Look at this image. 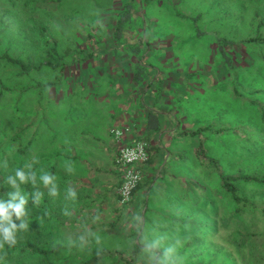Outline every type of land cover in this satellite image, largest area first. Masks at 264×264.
<instances>
[{
  "label": "rangeland",
  "instance_id": "1",
  "mask_svg": "<svg viewBox=\"0 0 264 264\" xmlns=\"http://www.w3.org/2000/svg\"><path fill=\"white\" fill-rule=\"evenodd\" d=\"M148 1L0 0V53L6 51L34 63L49 60L56 65L70 61L69 56L81 59L82 62L72 60L73 63L65 67L57 89L49 88L46 98L84 107L93 116L99 110L113 109L115 97H138L143 109H154L176 117L165 126L171 130L167 151L172 146L180 149L181 145L174 141L179 134H185L183 141L186 145L190 132L208 128L202 134L204 147L218 159L224 172L243 169L249 174L264 173V151L258 147L245 153L243 148L258 143L256 138L259 143L261 141L254 131L260 129L256 109L258 104H264V47L239 45L244 40L264 35V0ZM125 5L131 8L130 22L125 25L121 40L116 41L113 36L115 24ZM41 25L47 31V45L39 36ZM224 41L227 42L225 45ZM52 42L57 44L56 54L51 51ZM89 55L91 57L84 59ZM59 68L43 70L34 78L51 82L59 75ZM31 85L35 86L36 81ZM93 117L83 121L82 129L98 134L92 127L98 119ZM174 130L178 135L173 133ZM191 141H196L194 146L198 144L197 140ZM86 143L96 148L89 139ZM108 150L100 147V154L94 158L92 152L85 149L84 156L94 159L97 165L93 164L92 169L88 166L82 173L77 186L82 187L81 194L94 188L87 177L92 171L100 180L102 176L106 177L110 162ZM165 163L169 173L190 175L201 187L200 192L218 200V206L223 207L219 219L228 215L227 209L231 212L232 206L228 208L225 202H221L216 179L204 180L200 177L199 167L192 164L180 169V163L174 158ZM244 189L247 202L253 203L251 198L256 202L259 200L258 190ZM262 192L264 196V188ZM190 200H193L192 195ZM135 202L123 205L120 224L115 236L111 235L115 240L123 239L130 228L133 230L131 218L141 209ZM258 203L264 206V201L259 200ZM158 204L161 206L156 208ZM168 204V200H158L153 208L160 211ZM208 204L202 207L201 204H193L191 210L187 204L182 207L176 204L172 209L175 212L170 215L179 217L187 213L196 219V211L211 208ZM90 208L93 212L98 205L90 204ZM163 214L149 218L158 223ZM104 217L102 222H112L106 211ZM238 227V233L244 238L245 260L251 264H264L261 218L254 221L251 216L247 217ZM149 230L155 231L152 226ZM231 230L220 229L218 239H224L227 234L230 236ZM188 231L191 234L192 223H189ZM166 235L165 246L179 241L177 253L184 252L185 256V251L192 245L188 237L181 230L173 233L172 237ZM205 236L200 253L211 260L215 253L220 252L221 247L217 246L221 244L211 232H205ZM237 240L240 241L239 238Z\"/></svg>",
  "mask_w": 264,
  "mask_h": 264
},
{
  "label": "trees",
  "instance_id": "2",
  "mask_svg": "<svg viewBox=\"0 0 264 264\" xmlns=\"http://www.w3.org/2000/svg\"><path fill=\"white\" fill-rule=\"evenodd\" d=\"M130 12V5H125L123 12L118 14L113 33L116 41H120L123 37L125 25L130 22L128 17ZM39 36L47 45V31L42 25L39 27ZM225 42H223L224 45ZM245 44L264 47V35H257L239 43L242 46ZM226 46L231 47L229 44ZM56 47L57 44L52 42L51 51L53 54L57 53ZM69 57L70 61L67 63L63 62L61 65H56L50 63L49 60L34 63L19 56L10 55L6 51L0 53V163L5 159L8 161L7 169L0 167V199L7 200L8 193L12 191L5 184L6 177L14 174L17 168H24L34 157L38 161L33 165L38 182L41 171L50 172L57 176V184L60 190L59 197H51L42 185L37 189H33L31 184L21 186L22 191L30 196L28 203L31 213L30 227L27 232L18 235L14 247L9 248L5 245L6 255L0 252V256H4L3 259H0V264H142L140 245L133 243L138 239L134 227H132L133 230L130 228L129 232H126L123 239L115 240L112 237L115 236L116 228L120 224L119 217L122 212H119L117 218L110 224L102 222L100 218H104L105 215L103 208L100 206L93 213L90 204L94 203H91L87 191L84 190V194H81L82 187H77L82 173L94 162V159H87L84 156L85 149L88 148L94 158L100 154L99 149H94L86 143L88 133L82 129V123L87 118L86 108L73 106L70 102L46 98L49 88L58 87L60 75L65 67L70 66L73 63L72 60L82 62L81 59ZM89 57L91 56H86L84 59ZM47 58L49 59V55ZM57 68H59V75L53 77L51 82H44V78L42 81L39 78H34L43 70H56ZM34 81H36V85L32 86L31 83ZM256 110L260 129L255 130L254 134L259 136L261 141L259 143V139L256 138L258 143L255 142L252 147H243L246 149L245 153L258 147L264 151V104H258ZM148 118L147 130L157 131L159 123L156 114H151ZM241 130L243 131L244 128ZM206 131L208 128H197L190 132V138L188 142L186 141V145L183 141L185 134H179L176 142L179 143L178 145L185 146L176 152L169 149L167 152L168 160L170 158L177 160L180 163V169L182 167L188 168L189 164L199 167L200 177L205 178L204 180L211 181V177L216 179L221 191V202H225L228 208L230 205L232 206L231 212L227 209V216H223L222 219L218 218L221 209L223 210L222 205L218 206L217 199L208 198L205 193L200 192L201 187L190 175L178 173L171 175L170 173L171 180L174 182L169 186L166 182L167 188L163 190L161 181L169 177V171L166 170L167 168L163 163L157 178L148 177L145 183L141 182L134 190L130 202H135L134 196L141 191H146L151 199L158 189L166 192L164 193L165 197L158 199V197L153 196L152 203L150 201L149 204L148 202L143 203L138 213L143 216L148 228L152 226L155 231L162 235L169 234L171 236L181 230L188 237L192 243L191 248L185 251V256H183L184 252H178L183 257V264H218V260H222L220 264H251L245 260L244 238L243 236L241 238L240 233H238V226L239 223L242 224L247 217L249 219L251 216L254 221L260 217L262 228H264V206H259L258 203L259 200L264 201L262 194L264 173L249 174L243 169H238L235 172H224L217 161L218 159L213 158L204 147L205 138L202 134ZM191 140H197L198 144L194 146L196 141ZM189 143H191L190 148ZM147 151L149 156V150L147 149ZM155 160L156 156L151 154L146 164L152 165ZM65 162L72 163L74 173L70 174L65 170ZM68 187H73L77 191L75 201L64 199ZM247 187L258 190L259 200L256 202L254 198H251L254 204L250 201L247 202L244 197V188ZM34 191L43 192L41 203L38 206L34 205L31 199V194ZM191 195L192 201L190 200ZM158 200H168L169 204L165 208L161 207L160 211H156L153 206ZM191 202L192 204H190ZM202 202L206 206L207 202L210 203L208 205L211 208L196 211V219L188 216L187 213L179 217L175 214V216L170 215V213L175 212L174 210L172 212V209H175L176 204H181L180 207L187 204L191 210L193 204H201L202 207ZM161 204L156 205V208H159ZM65 207L68 208L67 210L71 215L63 214ZM45 212L49 215H45ZM158 213H164L163 219L158 223L152 222ZM97 216L99 220L94 219ZM151 216L154 218H149ZM189 223H192L191 234L188 231ZM233 224L234 226H232ZM85 228L101 237L99 245L92 239L89 245L83 249L64 245L54 247L57 240L65 241L69 236L75 238ZM196 229L198 230L197 233L194 232V230L197 231ZM220 229L233 230H231L230 236L227 234L224 239L220 240L218 239ZM205 232H211L221 244V246H217L221 247L220 252L215 253L211 260L205 259L200 253L201 245L204 244L202 241L206 237Z\"/></svg>",
  "mask_w": 264,
  "mask_h": 264
},
{
  "label": "crops",
  "instance_id": "3",
  "mask_svg": "<svg viewBox=\"0 0 264 264\" xmlns=\"http://www.w3.org/2000/svg\"><path fill=\"white\" fill-rule=\"evenodd\" d=\"M116 98L117 97L113 99V104L115 105L113 109L107 108L105 110H99L95 112V115H93L94 117L88 114L91 111L86 112V121L89 119V117H93L94 120L98 119V121H95V124H93L92 127L94 131L101 133L97 134L96 132H87V139H89V141L91 142H94L96 148L99 150L100 147L102 149L109 148L110 150H108V154H110V162L105 172L106 177L104 178L102 176L101 181L99 176H94L96 173L94 171L91 172L92 174L87 176L88 180L91 181V184L94 185V188L88 189V195L90 196L91 203L97 204L98 207L101 206L103 210L107 212L112 222L117 218L118 213L123 211V205L119 203L117 194V189L121 182V174L115 165V157L117 154L119 143H117L112 137L111 130L128 127L130 131L126 135L124 142L129 143L137 140H142L147 144L149 157L151 154L156 156L154 164H146L141 168L143 171L142 182L145 183V180H147L148 177H152V179H154L155 177L157 178L158 172L161 171V167L163 166L165 161H168V149L166 148L170 143L171 130L166 129L165 126L167 122L170 123L176 119V117L170 114H164L160 111H155L154 109H143V107L139 105L138 97L136 98L131 96L129 98ZM151 114H156L157 116V120L159 123V129L157 131L147 130V124L149 123L148 116ZM173 133H176V130H174ZM176 134H174V138H176V136L178 135ZM176 143L179 144L178 142ZM174 147L175 146H172L170 148V150L173 152L183 149L182 145L180 146V149ZM161 162H163L162 165H160ZM93 164H95L94 166L97 165L95 160ZM164 166H166V163ZM171 175H173V173H171ZM171 179L172 177H170L169 173V177L161 181L163 190L167 188V185L169 186L174 182ZM156 192L157 193L155 195H152L151 199V197L149 198V194L146 193V191H141V193H138L134 196V200L137 201L135 203L138 204L137 206H142L145 202H148L149 204L150 201L152 203L154 199L153 196L158 197V199H160V197H165L164 193L166 192L162 191L161 189L156 190ZM102 219L100 218V220Z\"/></svg>",
  "mask_w": 264,
  "mask_h": 264
},
{
  "label": "clouds",
  "instance_id": "4",
  "mask_svg": "<svg viewBox=\"0 0 264 264\" xmlns=\"http://www.w3.org/2000/svg\"><path fill=\"white\" fill-rule=\"evenodd\" d=\"M38 163L34 157L32 161L24 166V168H17L14 174H10L5 179V184L12 189L8 193V199H0V252H5V245L9 248L14 247L17 243L18 235L27 232L30 227L31 213L28 207L29 194H25L21 186L31 184L33 189H37L41 185L47 189L48 195L51 197H59L60 190L57 184V176L50 172L41 171L39 182L37 180V173L33 165ZM0 167L8 168V161L5 159L0 163ZM65 170L72 174L74 173V166L71 162H65ZM43 197L42 191H34L31 194V199L34 205H39ZM77 198V191L73 187H68L64 199L75 201ZM65 207L64 215H71ZM45 215L49 213L45 212ZM99 220V217H95ZM131 226L137 231L138 239L133 243L140 245V260L142 264H183V257L177 253L176 244H169L165 246V241L168 240L166 234L162 235L155 231H150L146 225L141 214L136 213L131 218ZM94 239L96 244L101 243V237L85 228L75 238L69 236L65 241L57 240L54 244L64 245L67 247L85 248L91 240ZM4 256H0L3 259Z\"/></svg>",
  "mask_w": 264,
  "mask_h": 264
},
{
  "label": "built area",
  "instance_id": "5",
  "mask_svg": "<svg viewBox=\"0 0 264 264\" xmlns=\"http://www.w3.org/2000/svg\"><path fill=\"white\" fill-rule=\"evenodd\" d=\"M129 128L112 129L111 135L119 143L115 157V165L121 174V182L117 189L121 205L130 202L134 190L142 182V166L148 162V147L142 140L124 142Z\"/></svg>",
  "mask_w": 264,
  "mask_h": 264
}]
</instances>
